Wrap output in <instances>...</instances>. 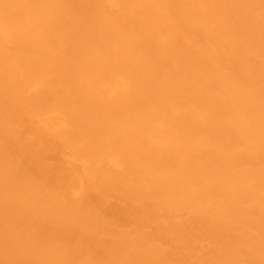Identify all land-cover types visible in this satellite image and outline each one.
<instances>
[{
	"label": "bare ground",
	"instance_id": "6f19581e",
	"mask_svg": "<svg viewBox=\"0 0 264 264\" xmlns=\"http://www.w3.org/2000/svg\"><path fill=\"white\" fill-rule=\"evenodd\" d=\"M0 264H264V0H0Z\"/></svg>",
	"mask_w": 264,
	"mask_h": 264
}]
</instances>
